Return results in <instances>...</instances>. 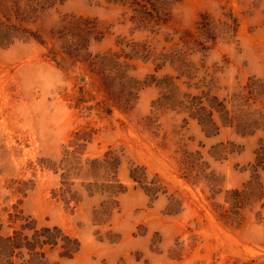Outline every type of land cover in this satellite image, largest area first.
Here are the masks:
<instances>
[{"label": "rangeland", "instance_id": "obj_1", "mask_svg": "<svg viewBox=\"0 0 264 264\" xmlns=\"http://www.w3.org/2000/svg\"><path fill=\"white\" fill-rule=\"evenodd\" d=\"M50 5L0 0V218L77 238L61 264H264V172L246 188L264 131L208 137L179 107L204 78L228 102L264 79V0Z\"/></svg>", "mask_w": 264, "mask_h": 264}, {"label": "trees", "instance_id": "obj_2", "mask_svg": "<svg viewBox=\"0 0 264 264\" xmlns=\"http://www.w3.org/2000/svg\"><path fill=\"white\" fill-rule=\"evenodd\" d=\"M57 0H46L52 4ZM10 34L0 27V48L6 47L3 43L9 41ZM172 64L175 62L184 64L183 55L177 51L173 55ZM177 56V58H176ZM181 60V62H180ZM187 66V67H186ZM186 70L191 66L186 65ZM159 69V68H158ZM182 69V68H179ZM186 77L187 80L193 81L195 77L187 74L180 75L181 79ZM206 78L202 79L194 86L189 85V89L197 91V95H186V101L180 102V109L189 118L198 121L203 132L208 136H215L220 133L219 122L225 127H231L242 135H254L260 131H264V79L252 78L244 88V94L234 95L231 102L220 100L219 97L212 95V90L206 85ZM175 86V88H174ZM177 90L178 86L172 84L167 88ZM228 103H231L233 110H229ZM259 108L254 107L257 104ZM77 140L87 141L85 136L76 135ZM110 168L103 162H95L90 169L93 178H99L100 168L109 174L113 173V184H106L101 189L103 193H110L111 197L123 193L125 190L117 179V170L119 163L114 162ZM264 172V141L261 140L259 147L255 152V161L252 165V177L246 188L253 185L256 192L261 189L260 173ZM67 189L64 195L70 194L74 199L70 187L73 184H66ZM93 186V184H89ZM238 195V192H235ZM252 197L258 198L253 192ZM241 198V197H240ZM239 198V199H240ZM70 199V200H71ZM7 218H0V264H61L62 261L73 259L81 249V243L65 233L61 228L40 226L36 219L26 215L23 210L14 206L12 211H6ZM56 255L57 260H53L52 256Z\"/></svg>", "mask_w": 264, "mask_h": 264}]
</instances>
